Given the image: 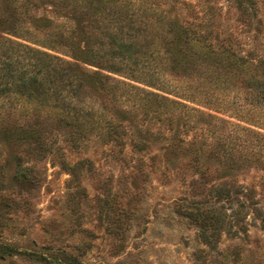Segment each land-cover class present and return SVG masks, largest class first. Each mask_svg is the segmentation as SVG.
Wrapping results in <instances>:
<instances>
[{"label":"trees","instance_id":"16d2710c","mask_svg":"<svg viewBox=\"0 0 264 264\" xmlns=\"http://www.w3.org/2000/svg\"><path fill=\"white\" fill-rule=\"evenodd\" d=\"M233 8L245 31L261 32L255 0H233ZM222 18L217 6L190 0H0V140L9 136L21 149L14 177L29 180L33 163L52 156L77 179L92 168L81 153L92 140L119 152L129 146L137 153L132 167L140 169L155 142L150 166L185 160L198 176L175 203L204 246L197 260L246 263L247 211L264 232V61L243 49ZM148 39L170 83L140 79L114 60L149 46ZM148 56L147 50L141 55ZM131 90L143 96L131 93V103L122 105L128 101L122 93ZM222 104L231 106L236 122L218 115L228 112ZM134 109L140 126L125 123ZM200 117L209 120L199 123ZM251 167L261 172L260 181L237 179L234 172ZM222 234L241 242L221 250ZM58 252V264H80Z\"/></svg>","mask_w":264,"mask_h":264},{"label":"rangeland","instance_id":"374dc122","mask_svg":"<svg viewBox=\"0 0 264 264\" xmlns=\"http://www.w3.org/2000/svg\"><path fill=\"white\" fill-rule=\"evenodd\" d=\"M190 1L217 6L222 12L223 26L236 30L243 49L262 56L264 61V0H255L257 17L263 23L260 33L253 27L245 31L246 27L237 21L239 14L233 8V0ZM148 40L149 46H140L138 56L128 50L121 53L122 58L114 60L122 71H130L140 79L156 77L157 81L170 83L171 79L157 62L156 43ZM145 50L149 54L147 61L141 57ZM115 52L116 56L118 52ZM125 80L148 89L139 82ZM131 93L136 98L143 96L134 90L122 93L123 99L126 96L128 100H123L122 105L131 103ZM196 107L215 113L200 105ZM221 107L228 112L220 110L222 113L218 115L236 122L233 114H229L231 106L222 104ZM134 111L125 113V123L140 126L141 114L138 109ZM200 119L199 123L209 120L208 117ZM109 148L100 140L87 143L81 153L92 160V168L83 170L77 179L57 164V158L48 156L33 163L29 180H20L14 177V172L21 149L16 148L9 136L0 140V245L7 246L0 248V264H58L60 259L63 261L58 251L71 254L80 264H203L196 256L197 249L204 247L196 227L175 206L191 177L198 179L194 168L183 166L185 160L150 166L148 154L156 152L155 142L143 155L146 165L140 169L132 167L137 153L129 146L123 152L116 147ZM67 155L75 158L81 154ZM210 171V174L216 173L214 167ZM234 173L240 181H260L261 172L254 167ZM230 203L235 209V202ZM221 204L227 206L226 201ZM230 211L227 208V213ZM244 220L248 224V237L241 248L247 260L244 264H264V232L250 212L245 213ZM235 242L241 241L222 234L219 248L229 249ZM221 259L219 256L218 260ZM224 264L233 263L225 261Z\"/></svg>","mask_w":264,"mask_h":264}]
</instances>
